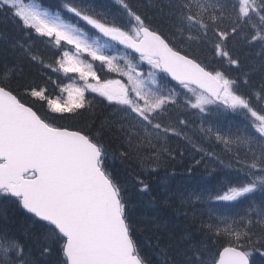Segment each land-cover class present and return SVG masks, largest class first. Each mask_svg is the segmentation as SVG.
<instances>
[{"label":"snow or ice","instance_id":"obj_1","mask_svg":"<svg viewBox=\"0 0 264 264\" xmlns=\"http://www.w3.org/2000/svg\"><path fill=\"white\" fill-rule=\"evenodd\" d=\"M115 3L126 20L92 0H61L56 12L0 0V23L19 33L8 39L11 57L0 60V264H250L253 250L264 248V200L258 219H242L239 228L227 220L223 230L216 221H201L198 237L177 235L158 215L148 182L157 171L147 167L153 161L136 159L138 171L123 178L109 161L136 158L146 133L162 145L161 155L174 158L163 145L170 134H180L177 126L188 124L173 121L174 110L184 116L223 107L242 114L245 124L226 133L203 129L233 153L228 167L236 184L229 182L214 199L264 196V105L253 100L258 95L264 101V84L258 93H243L223 67L240 66L228 50L232 38L244 34L245 42L264 48V0H168L167 34L147 24L127 0ZM62 11L81 27L66 23ZM86 30L96 38L89 39ZM37 37L54 46L51 63L34 51ZM49 73L83 83H61ZM158 76L175 86L165 91L157 86ZM97 97L112 111L94 132L60 123L89 112ZM109 133L119 149L106 142ZM161 198L175 201L167 194ZM181 199L182 208L194 206L191 197ZM10 212L22 223L9 225ZM137 225L159 233L155 262L143 254Z\"/></svg>","mask_w":264,"mask_h":264},{"label":"trees","instance_id":"obj_2","mask_svg":"<svg viewBox=\"0 0 264 264\" xmlns=\"http://www.w3.org/2000/svg\"><path fill=\"white\" fill-rule=\"evenodd\" d=\"M37 1L50 9L60 10L56 5L61 3V0ZM97 1H102L104 5L110 6L118 13L121 12V18L127 19L124 12H122L123 9L115 3V0ZM127 2L134 11L145 18L147 24L167 34L168 27L171 26V21L167 18L168 9L165 7L168 0H165V2L164 0H127ZM0 33L3 34V41H0V60H3L5 57H11V53L5 50L8 46L7 42L9 37H18L19 33L18 31L14 32L11 25L4 23H0ZM46 42V39L37 37L34 42V51L43 55L45 63H50L54 59L53 53L55 48L53 45L52 47H47ZM228 50L242 65L239 68H229L225 62L223 65L225 70L228 71L231 77L240 82L241 92L258 93L260 86L264 84V72L261 71V66L264 65V48L262 49V47L256 44L245 42L244 36L241 35L229 40ZM205 54L210 56L207 50H205ZM32 71L35 73L37 69L33 68ZM49 74L52 75V73ZM245 79L248 80L247 84L243 83ZM36 82L39 83L40 81L37 80ZM253 100L257 107L264 105V101H261L258 95H254ZM180 111L177 109L173 113L178 114V117L181 119H187L188 124L186 127L182 125L177 126L176 131L180 132V134H170L166 138V143L163 145L172 151L174 158H168L167 153L161 155L162 145L158 144L153 136L146 133L148 138L142 140L137 145L138 152L136 153V158L130 162L122 161L119 158L110 159L109 163L113 172L118 177L123 178L129 172L138 171L136 169V159L141 161H149L151 159L153 162L147 167L155 168L157 171L150 176L148 182L152 185L153 192L157 196L156 204L160 208V214L158 215L161 218V224H166L169 228H172L177 235L191 232L198 237L200 233L197 230L201 221L211 222L209 219L212 218V214L208 211V208L213 198L217 193L224 194L225 186L229 182L233 185L236 184V173L228 167L232 163L230 157L233 153L229 152L225 145L218 144V141L216 143L215 139V145L212 147L210 141H206V138L197 130L198 112L188 110L184 116H180ZM214 111L217 113L213 116V119H210L214 129L217 128L226 133L229 129L235 131L236 128L244 127L245 120L242 114L231 113L223 107L219 110H216L214 107ZM102 112L103 110H93L86 113L83 117L84 119L78 117L72 123H79L86 127V130L94 132L107 118L101 117ZM93 121L95 122L94 125ZM212 124L207 122L206 126ZM87 126L92 127L88 128ZM181 128H183V131H181ZM105 139L106 142L112 140L115 147L120 145V141L114 133H109ZM202 143L208 149L206 153H200L198 145ZM181 169L185 171L180 172ZM161 194H167V197H175V201L172 202L167 198H161ZM195 196H201L203 198L200 201H196ZM182 197H191L194 206L185 204L182 208ZM262 200H264V196L260 192H257L249 199L240 198L237 201H231L229 203L231 209L229 212L224 213V215L229 214L230 216L224 220H227L231 226L239 228L242 219L245 221L250 217L252 219H258V214L261 211L260 202ZM189 207H191V211H188ZM145 210H147V206H145ZM200 217L202 219L198 221L197 219ZM4 220L5 218L0 216V221ZM6 222L10 225H19L22 223V220L14 212H10ZM2 225L3 223H0V226ZM218 226L223 230L224 224H218ZM137 228L139 229L137 239L141 244L143 254L155 262L159 259L155 251V245L157 243L155 235H159V233L146 232L140 225H137ZM253 231L257 233V235H253V240L256 241L259 239V230L255 228ZM251 257L253 264H264V248H260L258 251L253 250Z\"/></svg>","mask_w":264,"mask_h":264},{"label":"rangeland","instance_id":"obj_3","mask_svg":"<svg viewBox=\"0 0 264 264\" xmlns=\"http://www.w3.org/2000/svg\"><path fill=\"white\" fill-rule=\"evenodd\" d=\"M22 2H23V0H22ZM164 2H165V0H164ZM24 4H35V5H37V6H39L42 10H48V9H44V8H42L41 6H40V4H38V3H36V2H34V1H32V2H23ZM111 10V9H110ZM49 11V10H48ZM49 12H51V11H49ZM110 14L112 15V13L110 12ZM61 18H62V16H61ZM63 19V18H62ZM64 20V19H63ZM65 21V20H64ZM66 23H69L68 21H65ZM69 24H71V23H69ZM90 39V38H89ZM158 82H159V80H158ZM101 117H108V116H105V114H101ZM200 131L201 132H203V129H200ZM204 133V132H203ZM206 138L207 139H214L213 137H210V136H206ZM218 144H220L221 145V143H218ZM116 149H119V145L118 146H116ZM185 170L184 169H181L180 170V172H184ZM229 203L230 202H228V201H216V200H214V203H213V205L211 206V211H213L214 213H215V215H216V219L215 220H213V221H216V222H218V218L219 219H224V217H225V215L223 214L222 216H220L219 217V215L220 214H222V213H224V211H228L227 209H228V205H229ZM195 211H197V210H195ZM158 214H160V213H158ZM202 219V217H200V218H198L197 220L199 221V220H201ZM213 221H211V222H213ZM16 222V221H15ZM17 223V222H16ZM222 225V224H221ZM3 226V225H2ZM220 227V226H219ZM221 228V227H220ZM139 230V229H138Z\"/></svg>","mask_w":264,"mask_h":264},{"label":"bare ground","instance_id":"obj_4","mask_svg":"<svg viewBox=\"0 0 264 264\" xmlns=\"http://www.w3.org/2000/svg\"><path fill=\"white\" fill-rule=\"evenodd\" d=\"M42 49V48H41ZM214 184V183H213ZM178 185V184H177ZM204 189V188H203ZM206 189V188H205ZM175 193V192H174ZM260 195V194H259ZM261 203V202H260ZM195 208H197V207H195ZM199 208H200V206H199ZM185 216V215H184Z\"/></svg>","mask_w":264,"mask_h":264},{"label":"flooded vegetation","instance_id":"obj_5","mask_svg":"<svg viewBox=\"0 0 264 264\" xmlns=\"http://www.w3.org/2000/svg\"><path fill=\"white\" fill-rule=\"evenodd\" d=\"M80 119H84L83 116H80Z\"/></svg>","mask_w":264,"mask_h":264}]
</instances>
